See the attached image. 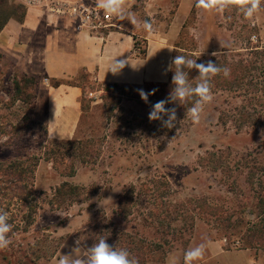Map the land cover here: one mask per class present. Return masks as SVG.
Listing matches in <instances>:
<instances>
[{
    "label": "rangeland",
    "instance_id": "1",
    "mask_svg": "<svg viewBox=\"0 0 264 264\" xmlns=\"http://www.w3.org/2000/svg\"><path fill=\"white\" fill-rule=\"evenodd\" d=\"M134 5L137 18L153 25L151 32L135 28L139 36L135 45L143 51L156 41L171 46L173 53L176 46L197 57L202 53V63L216 64L214 59L223 53L230 59L251 60L250 48L264 47L260 27L254 24L264 16V6L246 18L237 7L208 12L198 8L196 0H136ZM258 67L245 81L251 89L263 77L260 62ZM24 77L37 80L27 90L33 95L27 102L18 99L15 89V80ZM47 83L23 73L0 52V164L20 161L33 171L29 181L37 204L35 212L23 203L11 206L8 222L14 234L6 251L17 257L0 256V264H55V256L72 234L85 248L101 237L111 246L119 245L122 233L133 236L135 244L151 255V262H162L176 251H186L193 241L227 240L230 249L245 248L248 236L263 226L259 204L264 117L254 115L255 126L246 124L241 131L231 117L226 125L220 121L224 109L233 111L232 106H242L244 99L215 91L199 123L177 117L169 129L148 119L160 101L156 92L146 103L134 85L107 92V85L89 76L78 79L85 109L77 139H91L99 151L97 158H86L90 162L83 164L78 152L64 159V146L53 143L63 140L48 137ZM225 99L232 105L227 106ZM108 105L114 107L112 114ZM51 150L57 156L47 161L45 153ZM72 169L75 175L67 176ZM64 182L78 191L58 206L54 192Z\"/></svg>",
    "mask_w": 264,
    "mask_h": 264
},
{
    "label": "crops",
    "instance_id": "2",
    "mask_svg": "<svg viewBox=\"0 0 264 264\" xmlns=\"http://www.w3.org/2000/svg\"><path fill=\"white\" fill-rule=\"evenodd\" d=\"M16 1L27 6V16L23 23L10 20L0 32V52L4 59L13 61V65L23 73L48 79L45 90L47 134L50 139H77L83 116V88L76 83L65 82L55 86V81H77L83 73L104 85H144L168 81L170 71L167 69L173 60V48L150 41L145 49L146 54L136 55L135 44L139 36L136 29L131 28L133 25L129 21H122L113 15L115 24L112 27L102 30L100 34H92L79 29L77 19L70 15L52 12V0H38V4L31 6H28V0ZM57 1L76 3L80 0ZM81 1L97 5V0ZM135 3L136 0L131 4L132 12L135 11ZM134 13L136 16L140 15ZM254 24L260 27V39L264 43V16L261 15L258 23ZM110 54L120 56L117 57L118 60L129 59L133 65L144 64L138 70L129 64L119 75L114 76L111 72L105 74ZM77 240L75 235L69 236L55 256L56 259L64 254V248H68L69 253L76 247ZM205 244L204 259L194 264H264V250L230 249L225 240L209 239ZM196 245L198 244L193 241L189 248ZM79 246L81 247V243ZM184 252L172 253L179 258L180 264H183ZM168 257L162 262L152 261L149 264H167Z\"/></svg>",
    "mask_w": 264,
    "mask_h": 264
},
{
    "label": "trees",
    "instance_id": "3",
    "mask_svg": "<svg viewBox=\"0 0 264 264\" xmlns=\"http://www.w3.org/2000/svg\"><path fill=\"white\" fill-rule=\"evenodd\" d=\"M28 9L22 3H16L14 0H0V32L5 28L8 22L12 19L23 23L27 16ZM180 46H176V49L173 53V58L177 55H185L189 58L195 59L198 58L197 55L193 53V51L181 52ZM252 51L251 60L246 59L242 56H239V59H230L226 53L220 55L219 58L214 59L216 64L221 67H229L231 69V74L229 77L225 78L223 74L216 76L212 80V93L215 91H223L228 93H234L235 96L233 99H244L245 103L242 106H232L233 111L226 108L221 113L220 121L226 125L229 121V117L233 118L236 122V128L238 131H241L246 124H252L255 120L254 115L257 117H264V47L256 46L250 48ZM146 54V50L142 52L141 56ZM260 62V66L263 69V77L257 86H254L253 89L251 87L245 86V81L247 77L255 70H257L258 64ZM197 63H202L201 59H197ZM261 69V70H262ZM189 72L190 82L195 85L196 81L194 80L198 76V72L195 69L187 70ZM174 74V66L173 70L170 71L169 79L167 82L162 83H145L144 85H134L139 89L151 88L155 89L157 98L160 100L166 99L173 87L171 81L172 76ZM87 74L83 73L81 78H86ZM79 78V79H81ZM37 82L36 78L32 77H24L21 80H15V89L16 94L19 100H23L25 102L29 101L33 95L27 93V90L31 89L33 85ZM65 82L66 84H74L76 81H55L53 84L55 86H59L60 83ZM132 85H121V84H107L106 91H110V89H120L126 88ZM249 96V97H247ZM193 100L189 101L185 106L179 104H168L167 108L175 107L176 108V117H185L186 109L192 106ZM226 105L230 104L231 101L225 99L224 101ZM227 105V106H228ZM107 110L110 114L114 112V107L107 106ZM82 109L84 113L85 109V101L82 98ZM229 113V116H228ZM82 120V119H81ZM53 143H57L58 145L64 146L66 153H63V158L65 159L66 155L70 156L73 153L81 154V157L84 158L82 160L83 164H87L89 160L97 158L99 155V151L95 149L93 146V142L91 139H75L72 141H53ZM56 144V145H57ZM47 155L46 160H52L55 156H57L56 150H51L45 153ZM72 158V157H71ZM33 171L30 170L29 167L25 166L23 162H14L8 166H4L0 164V210L7 212L8 214L11 212V206L14 202L23 203L25 205H29V208L35 212L37 209V204L35 203L34 192L32 189V185L29 181V175L32 176ZM75 175V171L72 169L67 176L73 177ZM78 191V187L71 185L68 182H64L58 188H56L54 192V203L58 206H62L67 202V197L76 194ZM260 210L261 214L264 216V185L263 192L260 198ZM14 233L11 231L8 235L9 238L12 237ZM123 241L119 245H116L117 248L127 249L128 252L136 257L139 260V264H149L151 262V255L145 250L142 245H136L131 236L128 233H122ZM249 243L245 248L251 249H263L264 250V224L261 228L255 230V233L252 236H248ZM254 242V244L252 243ZM115 247V246H113ZM3 252L0 256H3L4 259H9L10 256L14 258L17 257L16 253L13 251H0Z\"/></svg>",
    "mask_w": 264,
    "mask_h": 264
},
{
    "label": "clouds",
    "instance_id": "4",
    "mask_svg": "<svg viewBox=\"0 0 264 264\" xmlns=\"http://www.w3.org/2000/svg\"><path fill=\"white\" fill-rule=\"evenodd\" d=\"M133 2L134 0H97V6L103 9L106 14L114 15L122 21H129L134 26V29L140 28L151 32L152 23L149 20L138 19L136 14L130 10ZM196 6L208 12H223L231 7H237L246 18H251L264 6V0H196ZM220 43L221 47L224 48L225 45L222 42ZM212 55L217 56L218 53L214 52ZM117 57L120 56L110 54L105 74L111 72L114 76L119 75L125 66L129 64L133 69L137 70L144 64L133 65L129 62V59L118 60ZM198 58L192 59L185 55H177L173 58L171 65L167 69L172 71L174 66V74L171 81L173 87L166 99L157 101L152 106L148 116L150 121L159 120L162 122V126L169 129L175 127L177 120L176 108H167L166 105L171 103L185 106L195 97L192 106L186 109L185 115L191 118L193 123L200 122L205 106L214 99L211 90L213 86L212 80L221 73L225 78L229 77L231 69L226 66L221 67L212 61L197 63ZM185 69H195L198 72V76L194 79L196 81L194 86L190 82L189 72ZM155 91V89L151 92H145L142 89L138 90L141 99L146 103L148 102V97L155 94ZM60 138L63 139V137ZM8 220V213L0 210V251L6 250L12 243L8 235L12 231V225ZM80 243V240H77V246L69 253L60 254L55 264H139V260L132 256L127 249L109 245L104 237H101L90 247L81 248L79 246ZM205 252V243L189 248L183 254V264H194V262L203 259ZM167 264H180V260L175 254H170Z\"/></svg>",
    "mask_w": 264,
    "mask_h": 264
},
{
    "label": "built area",
    "instance_id": "5",
    "mask_svg": "<svg viewBox=\"0 0 264 264\" xmlns=\"http://www.w3.org/2000/svg\"><path fill=\"white\" fill-rule=\"evenodd\" d=\"M38 3V0H28V6ZM50 9L54 13L70 15L77 19L79 29H85L92 34H100L102 30L109 29L115 24L113 15L106 14L96 4H87L81 0L76 3L52 0ZM142 52L143 50L136 45L135 54L141 56ZM45 81L48 82V79H45ZM91 96H93V93ZM225 241L227 242V240Z\"/></svg>",
    "mask_w": 264,
    "mask_h": 264
}]
</instances>
